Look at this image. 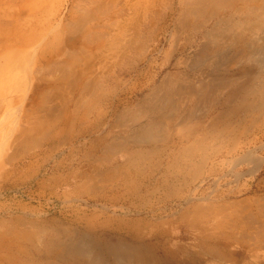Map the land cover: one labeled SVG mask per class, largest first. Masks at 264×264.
Here are the masks:
<instances>
[{
	"label": "rangeland",
	"instance_id": "rangeland-1",
	"mask_svg": "<svg viewBox=\"0 0 264 264\" xmlns=\"http://www.w3.org/2000/svg\"><path fill=\"white\" fill-rule=\"evenodd\" d=\"M0 264H264V0H0Z\"/></svg>",
	"mask_w": 264,
	"mask_h": 264
},
{
	"label": "bare ground",
	"instance_id": "bare-ground-1",
	"mask_svg": "<svg viewBox=\"0 0 264 264\" xmlns=\"http://www.w3.org/2000/svg\"><path fill=\"white\" fill-rule=\"evenodd\" d=\"M98 258V257H97Z\"/></svg>",
	"mask_w": 264,
	"mask_h": 264
}]
</instances>
